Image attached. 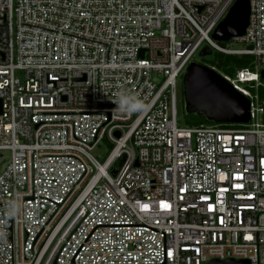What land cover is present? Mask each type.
Listing matches in <instances>:
<instances>
[{"label":"built area","instance_id":"2783aa9c","mask_svg":"<svg viewBox=\"0 0 264 264\" xmlns=\"http://www.w3.org/2000/svg\"><path fill=\"white\" fill-rule=\"evenodd\" d=\"M234 2L0 0V264H264V0L240 48L212 38ZM203 43L252 57L207 65L249 100L248 122L178 124L177 81Z\"/></svg>","mask_w":264,"mask_h":264},{"label":"water","instance_id":"95a60500","mask_svg":"<svg viewBox=\"0 0 264 264\" xmlns=\"http://www.w3.org/2000/svg\"><path fill=\"white\" fill-rule=\"evenodd\" d=\"M249 0H235L227 15L217 24L212 38L228 42L242 36L248 25ZM211 49L203 47L200 56L210 55ZM264 79V69L260 72ZM183 112L185 115L204 117L205 123H246L250 120L249 100L236 91L224 78L205 64L192 61L181 76ZM1 112V106H0ZM264 120V114H263ZM119 136V133H115ZM124 155L111 169L115 174ZM208 264H249L248 260H211Z\"/></svg>","mask_w":264,"mask_h":264},{"label":"rangeland","instance_id":"374dc122","mask_svg":"<svg viewBox=\"0 0 264 264\" xmlns=\"http://www.w3.org/2000/svg\"><path fill=\"white\" fill-rule=\"evenodd\" d=\"M218 44L222 46H226L229 48H240L244 45L242 43H237L233 41H228L225 43L217 41ZM205 43L202 44V46L199 48V50L194 55L193 59L197 63L201 64H209L211 63L212 58L214 57V51L211 52L210 55L200 56V51L203 47H205ZM211 65V64H210ZM177 118H178V124L181 126H184L185 124L189 123L191 120L190 115H185L183 112V95H182V86H181V78H178L177 81ZM261 114L258 115L260 117ZM110 150L109 143L106 140H102L91 150V155L96 158L99 162H103L105 157L107 156L108 152ZM3 156H0V170L4 167L5 162L8 160L9 157V151L1 152Z\"/></svg>","mask_w":264,"mask_h":264},{"label":"trees","instance_id":"16d2710c","mask_svg":"<svg viewBox=\"0 0 264 264\" xmlns=\"http://www.w3.org/2000/svg\"><path fill=\"white\" fill-rule=\"evenodd\" d=\"M226 45V42H223ZM220 45V44H219ZM222 46V45H221ZM252 57L250 55H235V54H226L219 51H214V57L211 60V63L205 64L215 66L217 69L224 71L226 73H231L236 69L251 67ZM259 95L261 100H264V89L260 88ZM191 120L186 125H199L205 123L204 117L190 115Z\"/></svg>","mask_w":264,"mask_h":264},{"label":"clouds","instance_id":"9594fccd","mask_svg":"<svg viewBox=\"0 0 264 264\" xmlns=\"http://www.w3.org/2000/svg\"><path fill=\"white\" fill-rule=\"evenodd\" d=\"M119 107L123 111L134 112L142 111L146 107V105L141 100L121 96L119 101Z\"/></svg>","mask_w":264,"mask_h":264},{"label":"snow or ice","instance_id":"6c2138e0","mask_svg":"<svg viewBox=\"0 0 264 264\" xmlns=\"http://www.w3.org/2000/svg\"><path fill=\"white\" fill-rule=\"evenodd\" d=\"M242 139V138H241ZM241 185H237V187H240ZM161 205H162V207H168V205L167 204H164V202H161ZM145 207H147L146 205H145ZM211 210V209H210ZM168 256L169 257H172L173 256V253L171 252V251H169L168 252Z\"/></svg>","mask_w":264,"mask_h":264}]
</instances>
